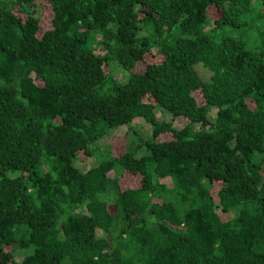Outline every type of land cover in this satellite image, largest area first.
Here are the masks:
<instances>
[{
	"label": "trees",
	"instance_id": "trees-1",
	"mask_svg": "<svg viewBox=\"0 0 264 264\" xmlns=\"http://www.w3.org/2000/svg\"><path fill=\"white\" fill-rule=\"evenodd\" d=\"M253 2L0 0V264H264Z\"/></svg>",
	"mask_w": 264,
	"mask_h": 264
},
{
	"label": "rangeland",
	"instance_id": "rangeland-1",
	"mask_svg": "<svg viewBox=\"0 0 264 264\" xmlns=\"http://www.w3.org/2000/svg\"><path fill=\"white\" fill-rule=\"evenodd\" d=\"M253 5H254L253 9L250 12H248V14L256 15L260 10L264 9V5L260 0H254ZM259 23L262 24L260 21ZM259 23L257 24L259 25ZM97 51L98 53H103L101 52L100 48H98ZM192 70L200 81H202L203 83L213 84V77L215 73L208 66H206L203 63H200L193 65ZM115 76L121 82H125L127 80L125 73L122 72L121 69L115 70ZM159 117L160 119L173 121L174 127L177 129H182L184 126H186L189 123V120L185 117L172 118L169 114L164 115L161 113H159ZM133 127L137 129L141 135L144 136L151 132V126L144 121V118H140L134 121ZM126 134H128V127H124L119 131L118 130L110 131L93 147H97L98 150L100 151H105L106 149L111 147L112 153L115 156H120L124 153V142H125L124 137H126ZM167 139H168L167 136L161 137V140H167ZM95 163H96V157H92L88 161H83L80 158L79 160L76 161L77 167L80 168L82 171L89 170L92 167V165H94ZM122 181L125 185L132 184L131 177L129 176L127 177L126 175H123ZM223 218L224 220L228 221L229 216L223 215Z\"/></svg>",
	"mask_w": 264,
	"mask_h": 264
}]
</instances>
